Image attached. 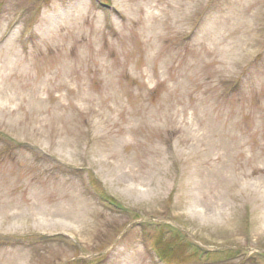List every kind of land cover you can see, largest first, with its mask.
Masks as SVG:
<instances>
[{"label": "rangeland", "instance_id": "374dc122", "mask_svg": "<svg viewBox=\"0 0 264 264\" xmlns=\"http://www.w3.org/2000/svg\"><path fill=\"white\" fill-rule=\"evenodd\" d=\"M0 264H264V0H0Z\"/></svg>", "mask_w": 264, "mask_h": 264}]
</instances>
